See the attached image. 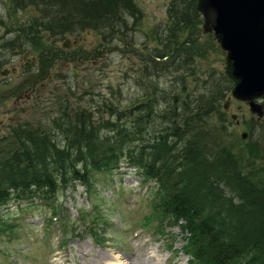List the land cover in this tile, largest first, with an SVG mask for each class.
I'll use <instances>...</instances> for the list:
<instances>
[{"label":"rangeland","instance_id":"1","mask_svg":"<svg viewBox=\"0 0 264 264\" xmlns=\"http://www.w3.org/2000/svg\"><path fill=\"white\" fill-rule=\"evenodd\" d=\"M190 2L0 0V71L17 70L8 78L0 75V94L20 84L14 95L0 99V145L13 126L50 125L64 103L70 113L82 109L99 123L109 118L110 106L131 107L145 101L141 96L154 93L164 100L173 94L171 88L178 93L184 84L180 98L185 106L191 99L215 102V113L201 122L214 141L219 139L211 154L227 155L239 149L249 171L264 173V115L258 120L246 103L231 97L225 54L211 35L203 33L202 16L191 14L185 4L191 6ZM171 3L173 12H187V21L192 22L183 35L191 41L186 44L188 55L176 61L175 57L174 64L170 54L162 52L169 45L168 28H173L168 13ZM29 30H33L30 38ZM65 40L70 42L68 49L62 47ZM24 51L35 58L28 70L21 61ZM27 62L31 63L30 58ZM29 78L38 80L32 93L24 82ZM224 86L228 92L221 99ZM214 91H219L218 97ZM257 103L264 110L263 101ZM165 105L158 101L155 111H163ZM153 123L158 129L162 120L155 118ZM95 180L94 190L76 185L59 192L51 206L0 208V264L188 263L190 257L181 252L180 227L158 230L153 205L162 197L156 183L124 166L111 175L97 174Z\"/></svg>","mask_w":264,"mask_h":264},{"label":"trees","instance_id":"2","mask_svg":"<svg viewBox=\"0 0 264 264\" xmlns=\"http://www.w3.org/2000/svg\"><path fill=\"white\" fill-rule=\"evenodd\" d=\"M190 1L191 6L185 4L196 18L197 0ZM172 6L168 13L173 28H168L169 45L162 52L174 64L175 57L188 55L186 44L191 41L183 35L192 22L187 21L190 14L173 12ZM16 38L21 46V35ZM227 89L223 87L221 99ZM171 90L169 102L154 93L131 107L110 106L109 118L99 123L82 109L70 113L64 103L50 125L13 126L0 145V208L51 206L59 192L79 184L94 190L95 175L130 167L157 184L162 197L153 205L158 230L180 227L187 264H264V173L249 171L239 149L212 155L219 139L214 141L201 122L215 113V102L191 99L185 106L180 98L184 84L178 93ZM158 101L166 103L163 111H155ZM155 118L162 120L158 129Z\"/></svg>","mask_w":264,"mask_h":264},{"label":"water","instance_id":"3","mask_svg":"<svg viewBox=\"0 0 264 264\" xmlns=\"http://www.w3.org/2000/svg\"><path fill=\"white\" fill-rule=\"evenodd\" d=\"M196 10L203 19V33L211 35L225 54L224 73L232 83L231 97L246 103L261 119L263 105L257 101L264 103V0H197ZM69 43L65 40L62 47L68 49ZM7 74L1 71L2 76ZM229 103L230 98L224 110Z\"/></svg>","mask_w":264,"mask_h":264},{"label":"flooded vegetation","instance_id":"4","mask_svg":"<svg viewBox=\"0 0 264 264\" xmlns=\"http://www.w3.org/2000/svg\"><path fill=\"white\" fill-rule=\"evenodd\" d=\"M15 46H18V43H15ZM26 53V55H25V58H22V55H24ZM30 55H31V53L29 52V51H24L22 54H21V61L23 62V67L25 68V69H30L31 67V65H33L34 64V62H35V58L34 57H30ZM74 57H76L75 55H74ZM28 58H30V62L31 63H28L27 61H28ZM77 59H79V58H77ZM87 62V60L86 61H83V63H86ZM76 66V65H75ZM3 70H7V69H3ZM2 71V70H1ZM1 71H0V75H1ZM8 71V74L7 75H5V76H2V77H4V78H8L9 77V74H11V75H14V74H16L17 73V70H16V68L15 67H12L10 70H7ZM14 71V72H13ZM41 79H44V77H42V78H40V80ZM38 80H34V79H26V80H24V82H28L29 84H30V87L27 89V92L28 93H32L33 91H34V88H35V86H36V82H37ZM42 84L43 83H40L38 86L40 87V86H42ZM20 89V84L19 85H17V87L15 88V90H13L12 92H10V93H7V94H0V99H2V98H5V97H7V96H11V95H14L18 90ZM259 101V100H258Z\"/></svg>","mask_w":264,"mask_h":264},{"label":"bare ground","instance_id":"5","mask_svg":"<svg viewBox=\"0 0 264 264\" xmlns=\"http://www.w3.org/2000/svg\"><path fill=\"white\" fill-rule=\"evenodd\" d=\"M80 185V184H79ZM112 264V263H111Z\"/></svg>","mask_w":264,"mask_h":264}]
</instances>
